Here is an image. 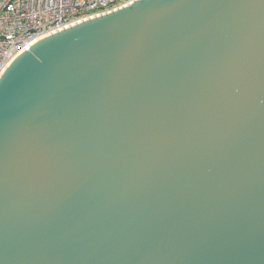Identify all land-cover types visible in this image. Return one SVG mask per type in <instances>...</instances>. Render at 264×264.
<instances>
[{
  "label": "water",
  "instance_id": "water-1",
  "mask_svg": "<svg viewBox=\"0 0 264 264\" xmlns=\"http://www.w3.org/2000/svg\"><path fill=\"white\" fill-rule=\"evenodd\" d=\"M0 264H264V0H135L20 51Z\"/></svg>",
  "mask_w": 264,
  "mask_h": 264
},
{
  "label": "built area",
  "instance_id": "built-area-1",
  "mask_svg": "<svg viewBox=\"0 0 264 264\" xmlns=\"http://www.w3.org/2000/svg\"><path fill=\"white\" fill-rule=\"evenodd\" d=\"M135 0H0V73L37 40Z\"/></svg>",
  "mask_w": 264,
  "mask_h": 264
}]
</instances>
